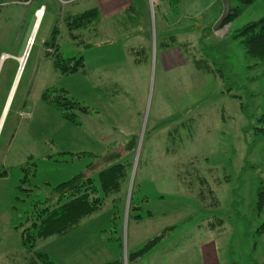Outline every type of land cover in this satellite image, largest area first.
I'll list each match as a JSON object with an SVG mask.
<instances>
[{"label": "rangeland", "instance_id": "obj_1", "mask_svg": "<svg viewBox=\"0 0 264 264\" xmlns=\"http://www.w3.org/2000/svg\"><path fill=\"white\" fill-rule=\"evenodd\" d=\"M85 1L0 0V264H24L33 253L60 264L62 233L37 239L29 251L22 247L19 223L23 211L30 210L28 202L81 171L95 177L99 169L118 161L126 166V184L121 194L111 196L122 195L123 200L113 207L107 197L80 227L86 241L96 239L100 230L116 264H264V212L257 215L254 208L256 189L264 179V132L252 128L264 126L256 118L264 108V61L247 57L241 43L225 38L263 16L264 0L242 7L235 18L207 35L208 54L222 65L229 81H235L230 93L237 97L221 91L216 78L191 67L176 68L164 78L152 70L146 79L130 82L125 121L108 130L122 142L135 138L133 146H125L132 152H118L123 146H111L114 137L94 139L103 133L95 127L92 137L80 136L75 123L42 101L46 89L64 88L80 103L92 100L89 112L71 111L86 126L87 121L108 125L107 114L93 104L98 95L84 100L75 88L80 75L55 72L44 45L58 22L59 50L65 57L77 53L64 38L57 14L59 8L78 10ZM142 1L153 20L158 0ZM182 1H195L197 9L206 6L208 12L221 7L212 17L197 16L198 27L213 26L222 10V0ZM42 7L30 43L36 11ZM175 17L176 26L189 23L182 14ZM26 49L15 80L18 58ZM132 206L139 218L128 215ZM121 218L126 222L121 224ZM155 238L152 246L137 253Z\"/></svg>", "mask_w": 264, "mask_h": 264}, {"label": "crops", "instance_id": "obj_2", "mask_svg": "<svg viewBox=\"0 0 264 264\" xmlns=\"http://www.w3.org/2000/svg\"><path fill=\"white\" fill-rule=\"evenodd\" d=\"M130 2L131 0H86L83 2V5H79L78 10H76L80 11L91 5H96L101 12L102 22L99 27V37H94V43L90 47L82 48L79 45L76 46L78 48L77 53L81 52L83 68L76 72V74L80 75V80L77 79L75 88L82 98H86L84 99L86 101L89 100L87 98L89 94L90 96L93 93L94 95H98V98L95 96L93 104L97 105L99 108L98 110H102L108 117V125H98L87 121L86 126L84 122L80 120L79 115L76 114L78 120L76 125L78 130L82 132L80 136L83 137H92V134H94V127L103 131L102 134L93 137L94 139L102 135L114 137V139L110 141V145L123 146L118 152H132L134 150L133 148L126 149L125 146H133L132 144L135 143V138L132 139L130 143L125 141L122 142L119 141L118 138H115L116 136L113 133L111 134L110 130H108L110 128L116 129L118 127L117 123L119 124V122L125 121L122 113L125 111L124 102L130 101L128 95L130 82L135 80L139 82L142 76L146 79L152 70L155 75L156 73L163 75V78L165 73L172 72L179 67H191V69L200 72L188 58L191 54L197 55L198 32L201 29L198 27V23L196 24V17L205 13L207 18H209L221 9V7H218L208 12L206 6L197 9L195 1L158 0L153 6L155 9H153V12H155L156 16L153 15L152 20L151 17L149 18L148 4L142 0H135L139 7L144 10L147 21L144 25L142 24L139 27L131 28V31L117 33L114 28L110 27V22H112L113 17L123 10ZM175 7H177L178 14L184 15V19L189 23L184 26H176L177 19L174 15ZM190 23H192V25ZM50 36L51 33H49L45 41L48 40ZM64 38L69 41L66 36H64ZM206 40H208V38ZM51 67L57 72L53 64H51ZM188 72H191V70ZM200 73L205 76L210 75L220 82L213 74ZM198 75L200 74H197V76ZM199 81L205 82L206 77L199 79ZM67 91L68 94H70V91ZM102 98L107 99L103 100ZM43 102L46 103L45 101ZM82 102L81 104L87 106V109L85 111L78 109L79 112H89L92 100L88 102L82 100ZM46 104L49 105L48 103ZM120 109L121 112L119 113ZM180 112L173 113L169 116L170 118H174ZM121 128L124 127L121 126ZM104 130H108L107 134L104 133ZM86 133L90 134L85 136ZM95 150L100 152L99 146L95 148ZM123 214L124 212H121L120 215L123 217ZM134 214L137 213L129 210L128 215L130 217L134 218ZM88 216L84 217L77 225L61 234L59 245L60 264H116V260H113L114 258H112L110 252V244L106 240H102L100 230L97 231L98 235L96 239L92 238L91 241L84 240V234L80 227L84 225L83 223ZM111 216L112 214L110 217ZM130 219L131 218L127 219V221ZM122 222L125 223L126 221L124 222L121 218V224ZM201 249L203 251V248ZM205 253H207L206 249ZM206 264L215 263L210 262Z\"/></svg>", "mask_w": 264, "mask_h": 264}, {"label": "trees", "instance_id": "obj_3", "mask_svg": "<svg viewBox=\"0 0 264 264\" xmlns=\"http://www.w3.org/2000/svg\"><path fill=\"white\" fill-rule=\"evenodd\" d=\"M254 1L256 0H231L230 13L224 21L226 23L231 21L240 13L242 7L252 4ZM176 8H174L175 16L179 13ZM59 15L61 17V26L64 28V36L75 46L79 45L82 48L90 47L94 43V37H99V27L101 26L102 18L101 12L96 5H91L80 11L59 8L57 16ZM145 16L144 10L139 7L135 0H131L123 10L113 17L112 22H110V27L114 28L117 33L131 31L133 27L144 25L147 21ZM57 25L58 22L53 25L51 36L44 42V45H47V48H49L46 55L51 57L53 67L58 74L69 75L76 73L79 69L83 68L81 52L70 57H65L62 54L57 41L59 36ZM211 27V23L207 26H199L201 30L198 32L197 55L191 54L188 58L198 71L213 74L217 77L222 84L223 90L221 91H226L231 96L237 97V94L230 93L231 86L234 85L235 81L233 83L230 82L224 73L222 65L217 63L208 54L206 39L208 37L207 35L212 34ZM225 38L237 40L241 43L247 57L264 61V15L245 23L239 28L231 30ZM225 86L230 87L226 88ZM51 89H46L43 92L41 95L42 100L52 108L58 110L63 117L77 124L76 114L71 111L73 109L85 111L87 106L82 105L79 101L68 96V91L64 88L53 87ZM243 111L246 112L244 106H242V113ZM253 116V114L251 116L248 115L247 118L252 120L251 117ZM256 118L257 121H264V108ZM252 128L261 129L264 132V126L258 127L252 125ZM125 167L123 162H113L99 169L95 177L81 171L75 174L70 180L54 186L43 197L38 198L33 203L30 200L28 202L30 210L23 211L25 217L19 223L23 228L20 233L22 247L29 251L37 239L66 232L77 225L82 218L101 209L107 197L117 192L119 194L125 188L127 178V169ZM1 173L3 171L0 172V175ZM23 181L22 179L21 182ZM20 187L23 189L22 186ZM122 198V195L121 197L118 195L116 198H112L111 196L112 203H114L113 207H116L117 202L123 200ZM130 200L134 203L133 197H130ZM13 207L15 210L16 206ZM254 208L257 215L264 212V179L260 180L256 189ZM130 210L136 211L137 209L132 206ZM133 216L134 218L140 217L139 214H134ZM158 239L150 240L137 253H142ZM35 257H38L39 261L43 264H54L43 253H33L32 257H28L24 264H37Z\"/></svg>", "mask_w": 264, "mask_h": 264}, {"label": "water", "instance_id": "obj_4", "mask_svg": "<svg viewBox=\"0 0 264 264\" xmlns=\"http://www.w3.org/2000/svg\"><path fill=\"white\" fill-rule=\"evenodd\" d=\"M230 3H231V0H222V12L220 16L217 18V20L215 21L214 25L212 26V30H217L221 26L223 21L228 17L230 13ZM28 49H26V52L23 55V57L25 58L27 56Z\"/></svg>", "mask_w": 264, "mask_h": 264}, {"label": "bare ground", "instance_id": "obj_5", "mask_svg": "<svg viewBox=\"0 0 264 264\" xmlns=\"http://www.w3.org/2000/svg\"><path fill=\"white\" fill-rule=\"evenodd\" d=\"M42 13H43V8H39L37 11H36V20H35V22H34V25H33V28H32V33H31V41H30V43L32 42V38H33V34H34V31H35V28H36V24L39 22L38 20L40 19V17H41V15H42ZM30 46H28V48H29ZM3 58H5V56L3 57ZM25 57H19L18 58V60H19V63H20V68L18 69V71H17V74H16V77H15V80L17 79V77H18V74H19V72H20V70H21V68L23 67V64H24V62H25ZM14 80V81H15ZM14 84V83H13ZM12 91V90H11ZM11 94V93H10ZM11 96V95H10ZM10 96H9V98L8 99H10ZM9 101V100H8ZM8 101H7V105H8ZM7 105H6V108H7ZM6 108H5V110H6ZM2 118V117H1ZM0 118V123H1V119Z\"/></svg>", "mask_w": 264, "mask_h": 264}]
</instances>
